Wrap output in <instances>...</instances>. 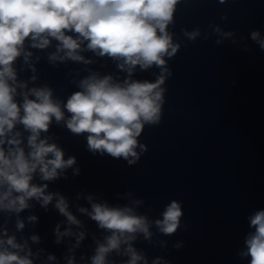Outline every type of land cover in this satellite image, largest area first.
Segmentation results:
<instances>
[{
    "label": "water",
    "instance_id": "water-1",
    "mask_svg": "<svg viewBox=\"0 0 264 264\" xmlns=\"http://www.w3.org/2000/svg\"><path fill=\"white\" fill-rule=\"evenodd\" d=\"M197 30L194 40L186 35ZM168 31L180 48L173 58L165 57L171 75L165 74L162 85L161 121L145 126L139 141L147 151L137 148V163L94 155L87 150L86 133L74 135L54 118L49 131L41 134L64 150L65 159L75 156L76 164L59 179L41 181L37 175L33 183H47V192L67 199L69 210L81 221L80 227L71 226L73 232L83 231L85 238L78 247L75 236L56 243V225L61 231L68 225L54 207L55 198L47 209L33 199L18 215L0 211V236L7 230L18 243L27 240L34 264H67L69 257L75 264H91L97 244L110 233L78 211H91L88 196L113 207H133L148 218L151 239L138 233L132 241L148 264L156 258L160 264H250L251 258L241 255L247 250L246 238L255 231L250 217L264 210V50L251 33L258 31L264 38V0H180ZM57 43L53 40L41 50L26 41L25 50L32 53L29 63L21 56L14 64L17 81L27 84L18 93L47 86L53 99L66 103L81 90L79 82L92 74L111 75L118 82L128 75L117 67L118 61L91 51L81 52L91 63L50 62ZM160 72L155 66H137L131 79L154 82ZM16 99L22 102L21 96ZM16 130L27 152L29 133L22 125ZM75 168L79 173L74 175ZM172 200L181 203L183 216L176 233L164 235L154 221L163 218ZM30 215L37 221L28 222ZM17 219L25 223L21 231ZM32 235L40 237L38 244L31 241ZM126 247L121 246V253ZM49 255L56 259L49 260ZM129 258L115 251L107 257L109 264H126Z\"/></svg>",
    "mask_w": 264,
    "mask_h": 264
},
{
    "label": "clouds",
    "instance_id": "clouds-1",
    "mask_svg": "<svg viewBox=\"0 0 264 264\" xmlns=\"http://www.w3.org/2000/svg\"><path fill=\"white\" fill-rule=\"evenodd\" d=\"M180 0H0V211L17 215L36 200L47 209L55 198L54 207L66 218L68 227L55 228L56 243L64 237H76V245L85 233L73 232L71 226H81V221L69 210L67 199L59 193L47 192L48 184L33 183L38 175L41 181L59 179L67 169L76 164L75 156L65 159L64 150L56 143H49L42 133L49 131L53 118L57 124L64 123L74 135L87 134V150L94 155L107 154L123 158L129 165L140 159L147 146L140 143L146 125L161 121L164 104L168 59L173 58L180 45L173 42L168 26L174 23V13ZM221 3L224 0H220ZM217 32L220 30L217 28ZM194 40L199 31L186 33ZM229 37L232 33H223ZM251 39L264 50V38L258 31ZM57 41L56 51L49 56L50 62L71 60L91 63L81 52L91 51L96 56H107L118 61L117 67L127 72L122 81H114L111 75L102 78L92 74L79 82L80 91L73 92L66 103L53 99L47 87H33L17 81L14 64L23 56L29 63L32 53L25 50L26 41L32 48L46 49ZM217 43H220L218 40ZM31 66V65H30ZM147 70L153 66L161 70L154 82L131 79L136 67ZM33 71L35 69L33 68ZM35 79V76L32 77ZM22 97L18 102L16 97ZM33 98H29V97ZM65 110L69 114L65 116ZM22 125L28 132L27 148L23 146L22 133L16 130ZM79 169H73L78 174ZM64 178H67L66 176ZM91 211L79 207L80 213L95 221L100 229L110 234L98 243L91 264H109L108 255L113 251L130 258L126 264H138L147 260L132 246L136 234L150 240L151 222L144 215L136 214L130 206H109L87 197ZM135 204L141 201H135ZM183 216L182 205L172 200L162 213V219L154 221L159 232L175 234ZM28 222L37 221L35 215ZM255 229L245 240L247 250L241 255L250 257V264H264V210L250 217ZM25 223L16 221V229L23 230ZM33 243L40 237L32 235ZM127 245L123 253L121 246ZM179 247V245H177ZM27 249V251H25ZM23 253V254H22ZM33 253L27 240L18 243L7 230L0 236V264H34ZM49 260L55 256L49 255ZM67 264H75L74 257ZM153 264H160L156 258Z\"/></svg>",
    "mask_w": 264,
    "mask_h": 264
}]
</instances>
